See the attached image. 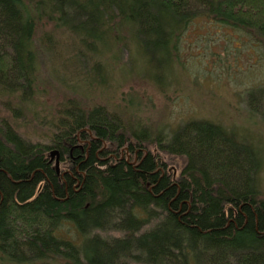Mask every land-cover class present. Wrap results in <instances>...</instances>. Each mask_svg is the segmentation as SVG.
Returning <instances> with one entry per match:
<instances>
[{
    "label": "trees",
    "instance_id": "1",
    "mask_svg": "<svg viewBox=\"0 0 264 264\" xmlns=\"http://www.w3.org/2000/svg\"><path fill=\"white\" fill-rule=\"evenodd\" d=\"M253 2L0 0V108L11 116L0 118V264H264V158L224 126L189 119L169 134L140 131L69 83L49 143L15 124L38 107L44 82L69 69L80 77L87 61L93 91L123 57L129 77L171 75L199 17L264 47ZM53 148L81 156L72 173L57 171Z\"/></svg>",
    "mask_w": 264,
    "mask_h": 264
},
{
    "label": "rangeland",
    "instance_id": "2",
    "mask_svg": "<svg viewBox=\"0 0 264 264\" xmlns=\"http://www.w3.org/2000/svg\"><path fill=\"white\" fill-rule=\"evenodd\" d=\"M257 8L256 18L264 20V1L254 0ZM239 30L223 27L206 17H199L184 35L180 59L174 62V72L168 76L159 74L157 79H146L137 73L134 63L129 68L138 75L123 73L121 70L125 57L113 66L114 76L105 80L97 78L95 83L102 88H89L93 85L89 67L82 69L83 75L77 77L69 69L65 76L54 75V84L44 82L40 94L35 99L39 105L34 112L24 111L23 117L15 121L20 133L31 142L49 143L51 139V116L56 105L72 94L64 86L74 84L78 87L83 102L88 105L103 104L111 109L123 112L126 123L140 131H162L169 134L178 124L189 119H204L218 123L240 138V142L253 147L264 156V99L258 108L246 103L245 94L257 92L264 87V47L257 39ZM124 56V55H123ZM58 66V63H54ZM74 75L77 78L69 79ZM63 75V74H60ZM69 79V81H68ZM107 79V81H106ZM106 81V82H103ZM63 86H62V85ZM72 96V95H71ZM264 98V95H263ZM49 111L51 114L46 113ZM39 113V120L33 114ZM21 114V113H20ZM11 121L6 109L0 108V118ZM152 129V130H151ZM49 153L51 161L56 164L57 155ZM60 159L59 168L67 169L66 161L73 163L72 155ZM170 169L175 173L178 166L171 161ZM60 170V169H59ZM261 187L264 196V169L261 172ZM52 264H56L53 260Z\"/></svg>",
    "mask_w": 264,
    "mask_h": 264
},
{
    "label": "bare ground",
    "instance_id": "3",
    "mask_svg": "<svg viewBox=\"0 0 264 264\" xmlns=\"http://www.w3.org/2000/svg\"><path fill=\"white\" fill-rule=\"evenodd\" d=\"M253 93V95H251ZM257 92H255V91H248L247 92V94H245V98H246V103H249V102H251V101H249V99H250V95H251V97H252V99H253V102H256V105H255V108L256 109H258L262 104H263V95H264V87L263 88H260L259 90H258V93H259V95H260V98L259 99H257L256 98V96H255V94H256ZM233 135H234V133H233ZM58 150V149H57ZM96 154H99V153H96ZM120 157L121 158H123L124 157V153L121 151L120 152ZM263 158H264V156H263ZM60 167V166H59ZM56 168V167H55ZM60 169V168H59ZM59 171V170H58ZM260 186H261V182H260ZM261 188V190H262V187H260Z\"/></svg>",
    "mask_w": 264,
    "mask_h": 264
},
{
    "label": "flooded vegetation",
    "instance_id": "4",
    "mask_svg": "<svg viewBox=\"0 0 264 264\" xmlns=\"http://www.w3.org/2000/svg\"><path fill=\"white\" fill-rule=\"evenodd\" d=\"M87 143V142H86ZM74 148V147H73ZM73 148H72V150L70 151V155H72L73 156V153H74V151H73ZM59 151V150H58ZM83 151V150H82ZM59 157H60V153H59ZM81 156H78L77 158H76V156H73L72 158H73V160H74V164L77 162V159L78 158H80ZM60 159H61V157H60ZM68 161H66L65 163H63V164H66V165H68ZM78 166L79 165H76V168L78 169ZM68 168L67 169H64L65 171L61 174L62 175V177L65 175V173H67V172H69V173H72V168H71V166H67ZM60 170H61V168H60ZM60 170L58 171V172H60Z\"/></svg>",
    "mask_w": 264,
    "mask_h": 264
},
{
    "label": "water",
    "instance_id": "5",
    "mask_svg": "<svg viewBox=\"0 0 264 264\" xmlns=\"http://www.w3.org/2000/svg\"><path fill=\"white\" fill-rule=\"evenodd\" d=\"M55 154L58 156L57 160H56V164H55V167H56V169L58 171L59 170V163H60V161H59L60 159L59 158L60 157H59V151L57 149L52 151V155H55ZM42 186H43V183L39 185V187H38L35 195L32 197V199H34V198H36L38 196V194L40 193V191L42 189Z\"/></svg>",
    "mask_w": 264,
    "mask_h": 264
}]
</instances>
